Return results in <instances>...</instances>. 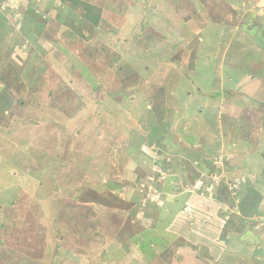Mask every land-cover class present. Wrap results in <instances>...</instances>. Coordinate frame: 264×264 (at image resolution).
Instances as JSON below:
<instances>
[{
  "label": "rangeland",
  "instance_id": "rangeland-1",
  "mask_svg": "<svg viewBox=\"0 0 264 264\" xmlns=\"http://www.w3.org/2000/svg\"><path fill=\"white\" fill-rule=\"evenodd\" d=\"M77 1L0 0V264H264V0Z\"/></svg>",
  "mask_w": 264,
  "mask_h": 264
},
{
  "label": "trees",
  "instance_id": "trees-1",
  "mask_svg": "<svg viewBox=\"0 0 264 264\" xmlns=\"http://www.w3.org/2000/svg\"><path fill=\"white\" fill-rule=\"evenodd\" d=\"M71 1L74 2V3H78L77 0H71ZM80 3H82V5H83L82 7H83V10H84V13H83L84 18L86 20L90 21V23L92 25H96L97 24V20H98V15L97 14H93L91 12V9H92L93 6L91 4L85 3V2H80ZM91 13L93 15H91Z\"/></svg>",
  "mask_w": 264,
  "mask_h": 264
}]
</instances>
